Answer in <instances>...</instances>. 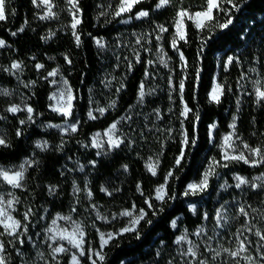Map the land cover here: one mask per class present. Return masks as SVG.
I'll return each mask as SVG.
<instances>
[{
  "label": "trees",
  "instance_id": "16d2710c",
  "mask_svg": "<svg viewBox=\"0 0 264 264\" xmlns=\"http://www.w3.org/2000/svg\"><path fill=\"white\" fill-rule=\"evenodd\" d=\"M52 2L54 16L43 18L33 0H5L6 19L0 21V39L6 41V46L0 49V82L23 90L41 123L61 122L66 116L50 109L53 86L48 76L52 69L60 67L74 90L72 115L79 121L77 131L71 134L46 130L41 125L21 124L26 114L8 112L4 106L10 99L0 96L3 114L0 125L7 130L6 144L0 145V163L18 164L30 155L36 159L28 168L22 186L12 189L19 198L15 216L28 225V231L22 237L25 239L23 245L7 233L0 236L6 242L8 264H22V257L16 249H31V242L26 237L34 238L37 233L43 237L44 229L56 213L72 212L77 207L73 192L75 181L79 182L81 189L78 194L81 206L77 207L79 216L86 214L85 209L91 206L85 190L88 186L92 199L98 204L115 211L135 205L138 209L144 208L148 212L145 220L151 221L150 224L140 222L139 238L137 232H128L112 239L104 247L105 259L97 264H167L165 250L174 246L180 232V229L173 228L172 221L179 218L180 226L186 225L189 229L204 221L202 208L194 215L188 205L191 198L184 192L190 181L201 178L211 157L221 160L218 145L230 130L234 114H238V133L250 146L260 147L264 153V99L258 103L256 95L258 88L264 90V0H233L238 6L235 9L226 0H221V8L230 11L214 9V19L206 21L203 29L187 19L186 41L178 43L184 59L172 47L176 16L181 9L196 11L206 8L207 0H169L161 9H156L159 0H141L130 12L119 16L115 13L121 0H78L81 17L77 28L79 42L71 24L73 16L69 0ZM141 10L149 12L147 18L129 24L120 22L124 15L134 16ZM229 16L232 24L223 29L216 27L225 23ZM159 25L166 27L163 45L172 63V70L163 67L165 86L173 78L178 115L181 97L191 111L185 118L179 116L170 136L160 139L147 128L132 134L131 127H128L123 134V144L108 154L98 155L91 146L93 132L117 120L136 101L146 73L153 75L150 58L157 47L155 32ZM140 29L151 32V49L142 50L139 59L135 58L127 69L125 90L117 106L91 119L88 113L93 102L107 90L102 79L107 65L101 58L95 38L104 37L109 43L115 42V37L126 33L134 36V31ZM229 57L233 58L231 63H228ZM14 61L22 65L19 80L8 70ZM181 80L184 82L183 94L179 87ZM215 81L223 88L219 102L210 98ZM149 103L161 109L166 117L168 99L149 100ZM214 123L212 140L210 126ZM184 131L189 141L187 145L183 143ZM39 137L50 142L47 149L35 147L34 140ZM182 151L184 158L177 165L176 160ZM152 155L160 158L155 175L146 166V159ZM91 161H95V165ZM170 170L173 175L167 181L168 195L175 196V199L166 196L164 201L156 200L155 190L165 183ZM230 170L252 175L264 170V162L249 166L241 161H231ZM104 185L111 195L103 191ZM1 187L3 183L0 181ZM215 193L216 190L210 191L211 199ZM211 199L206 198L205 204L209 222L213 223L215 207H212ZM146 200H151L152 209L147 207ZM161 208L163 211L159 210ZM29 210L31 214L24 221L23 214ZM98 223L103 228L115 229L124 225V222L117 226ZM0 233H3L1 226ZM88 235L91 244L98 246L97 230L89 228ZM64 263L69 264L68 256ZM82 264H91V261L85 257Z\"/></svg>",
  "mask_w": 264,
  "mask_h": 264
},
{
  "label": "rangeland",
  "instance_id": "374dc122",
  "mask_svg": "<svg viewBox=\"0 0 264 264\" xmlns=\"http://www.w3.org/2000/svg\"><path fill=\"white\" fill-rule=\"evenodd\" d=\"M35 3L41 10V16L43 18H51L54 16L55 12H54V4L52 0H50L52 14H49L48 5L43 4L42 0H36ZM69 5L73 16V20L71 24H73L75 19H79L81 22V17L78 8V0H69ZM164 6L159 8H157L156 6V9H161ZM205 10L206 8L196 11H190V10L187 11L189 14H194L196 12H201ZM141 11H147V10H141ZM126 13L127 12L121 13V15ZM147 17L148 16L137 18V13L134 16L124 15L120 20V22L123 24H129L134 20H141ZM178 19L179 17L177 14L175 19V33L173 39L177 35L176 23ZM187 19L188 18L185 17L183 21L185 31H186ZM194 23L196 24L195 21ZM79 24L76 25L75 29H73L76 37L79 36L77 32V28ZM158 27L159 30L155 32L157 47L154 53L152 54L153 58L152 57L150 58L153 75L150 76V74H147L146 80L143 82L144 91H145V96L143 98V101L141 102L137 97L136 101L132 105H130L127 108V110L117 120L113 122L115 123L119 121V123L117 124V129L115 130V135L118 138L123 139V143L125 141L123 134H125L128 127H131L129 129L130 132H132V134H135L137 131H142L145 128H147V130L153 132L154 134L157 135V137L159 136V138L161 139L164 136H170L177 120L180 119L179 116H181L182 118L187 117L182 115L183 108L185 105H187L183 97H181L180 100L181 102L180 115H178L177 113V108H176L177 103L174 97L175 88L173 84V78L170 80L169 84L165 86L166 79L164 78L163 74H166L165 73L166 71H164L165 69L163 67H165L167 70H172V63L163 45L165 31L162 32L160 30L161 27L160 25ZM162 27L166 29V27L164 26ZM147 31L144 32L143 30L141 31V29L139 31H134L135 32L134 36L130 35L129 33L122 34L120 37H115L116 38L115 42H110V43L104 37L95 38V43L97 40L102 41V46L98 45L97 43L96 45L101 53V58L104 59V62L107 65V67L102 73V79L106 85L107 90L102 93V96L99 99L93 102L92 108L90 109V111L93 113L95 118L104 115L109 109H114L117 106L120 97L125 90L127 69L130 66H132L134 59L137 58V56L140 54L142 50L145 49L146 51H148L151 49V46L149 45V41L151 40L152 34L150 31L148 32ZM173 39H172V43H173ZM0 40L5 41L4 39H0ZM4 46H6V41L3 46H0V49ZM174 49L179 54L182 53L181 50L178 48V44ZM14 63H19L21 65V63L18 61H14L13 64ZM21 67L19 69L8 68L9 73L12 76L16 77L17 80L20 79ZM53 70H56L57 74L55 76L48 75L51 81V85L53 86L52 91L50 93V109L60 115H63L60 112L54 110L55 107L57 106V100L51 99V97L53 96V94H58L59 92L70 87L72 94L74 96V99L72 101V105H73L72 114H73L74 102H75L74 90L68 78L62 72L60 67H55L50 72H52ZM53 81H55V83H53ZM63 81H66L67 84H64ZM217 86H220V89L222 90L223 93L222 86L217 81H215L210 91V98L212 97L213 90L216 89ZM25 94L26 93L23 90H21L19 87H9L0 82V96L8 97L10 99L9 103H7L4 106V108L8 112L13 113L9 111V109L12 106H18L20 110H18L13 114H17L20 112L26 114V118L24 119L25 124L41 125L43 129L46 130L55 129L56 131L62 134L74 133L71 130L65 131V129L72 124H77V129H78L79 121L73 115L66 116V119L61 122L41 123L35 116L33 107L27 102V97ZM221 96L222 94H220V98ZM166 99H168V109H167V115L165 117L163 116L161 109H159L158 107L150 106L149 100L157 102L158 100L162 101ZM113 101H115L114 106H113ZM1 107L2 104L0 103V108ZM27 107H31L33 109V112L31 114L32 116L31 120L28 119L29 113L26 111ZM187 107L190 109L188 105ZM98 109H105V111L103 113H100ZM0 116L3 117L1 111H0ZM126 116H130L131 118L122 119L123 117ZM112 124H110L108 127L104 129L96 130L95 132H93L91 136V146L97 150V153H100L99 155L108 154L115 149V148H110L106 142L108 139L106 133ZM56 125H59V127H56ZM237 125H238V114H234L230 122V130L224 134L218 145L219 152L221 154V160H218L216 157H211L203 173L206 170H208L209 165L212 164L213 160L220 161L221 164L227 163V167H222L217 165L214 169L216 174L210 176L207 189L204 190L203 192H198L196 195H188L189 198H191L188 203L189 207L191 205H195V209H196L195 212L191 210L192 213L196 215L199 211V208H202L204 221L195 228L189 229L186 225L180 226L179 218L174 219L176 221V224L175 227L173 228L180 229V232L175 239L174 246H172L171 248H167L165 250L168 258L167 264H198L199 260H206L207 264H250V262L247 259H245V257L248 256L252 257L251 264H264V240H261L260 237L256 235L257 231L264 233V170L259 173H254L252 175H245L230 170L231 161L244 162L243 160L224 161L222 159L225 151V148L222 147V145L224 144V137L231 134L232 148L228 149L230 155H239L241 152H243V154L248 158L249 162L246 164H248L249 166H259L264 162L262 161L256 164L251 163L252 160H259L260 157L253 156L247 149L243 147L244 144L247 145L249 144L238 133ZM215 128H216V124L215 123L211 124L210 136L212 137V140H214ZM97 133L100 134L99 137H96ZM185 134L186 132L184 131L183 141L185 139ZM6 136H7L6 128L0 125V138H3L6 141ZM94 137H96L99 141L103 143L102 148H97L93 145L92 140ZM38 142L39 143L47 142V147L42 149L41 147L38 146ZM34 145L38 150H45L50 146V142L44 137H39L34 140ZM250 147L256 148L252 146ZM262 154L264 153L262 152ZM26 161H32L31 165L26 164L25 163ZM35 162H36L35 156L30 155L23 158V160L18 164L0 163V168H3L5 170L12 169L14 171H18L20 170V166L24 165L25 168L24 178H25L28 168L34 165ZM149 163H154L157 165L156 167V173H157L160 165V158L157 155H152L148 159H146L147 168ZM202 176L200 179H194L189 183L199 182L202 179ZM237 176L246 178L248 183L243 184L240 187H236L238 181L235 179V177ZM0 181L3 183V187L0 188V194L4 195L5 200L12 199L14 196L19 201L18 196L12 190L14 189V187H12L6 181H4L2 177H0ZM23 181L21 182V184L23 183ZM7 185L10 186V188L7 187ZM253 185H257V186L253 187ZM76 188H79V191H76L75 190ZM103 189H106L107 190L106 192L110 193L107 186L104 185ZM80 190L81 189L79 186V182L75 181L73 192L76 197L75 205L77 207L81 206V203L78 199V194ZM85 190L91 205L89 208L85 209L87 210L85 211L86 214L79 216L80 213H77L78 210L77 207H75L74 208L75 210L72 212L56 213L53 219L44 229L43 237H41L39 233H37L36 237L34 238L31 237L32 239L31 241H29L31 242L30 250L27 251L26 249L25 251L19 248V252L23 260L22 264H65L64 262L66 256H68V263L72 264V254L73 253L78 254L79 250L73 248L71 245L67 243V241L52 242L51 240L47 239V237L50 236L51 233H48L46 230L52 226V221L54 219L57 221L56 223L57 228H68L69 230H71L73 222H77L82 225L84 231L83 247L85 249V255L80 257V264L83 263L85 257L87 258L91 257V259H89L90 261L91 260H96V262L100 261L98 257L95 255V253L97 251H101L102 254L104 255L103 250L104 247L107 245V244L104 245L103 248L101 249V244H102L101 233L105 234V238H107L108 233H117L120 229L128 226L130 217L123 216L121 215V213L124 212L125 210H132V208H123L119 211L108 209L103 205L98 204L92 199L93 195L91 190L88 188V186H86ZM211 190H216V193L214 197H212V199L210 195ZM89 191L91 192L90 196L88 194ZM206 198L211 199L213 203L212 207H215L214 208L215 216L213 223L209 222V213L207 211V207L205 204ZM17 204L18 203L14 204L13 208L10 209L12 215L16 219H18L15 216V211L17 210ZM93 205H95V207H93ZM241 206H243L246 209L248 213L247 216H244L239 212V208ZM136 209L139 210L138 208ZM218 211L221 212L223 216L227 217L226 221L221 220V226H217L216 223V213ZM205 213L207 214V219H205ZM58 214L59 216H70L71 220L66 221L59 219ZM99 221L104 224H112L113 226L114 225L117 226L119 223L124 222V225H122L117 229L103 228L101 227V225H99L98 223ZM1 228L3 229L2 226ZM89 228H94L97 230V234L99 237V245L96 247L91 244L92 240L89 238L88 235ZM201 228H203L204 231L200 235H196L195 233ZM249 228H251V231H248ZM185 234H187V240L180 241L178 243L177 242L178 237ZM209 237L211 238L210 240L208 239ZM0 239L2 238L0 237ZM239 240H244L245 243L248 245L247 251L243 252L240 257L233 258L228 253L222 251V249H226V248L236 250L239 245ZM188 241H191L193 244L198 246V252L196 258H193L190 255L188 256L183 255V253L186 252L190 246ZM58 244H63L66 248L70 249V251L56 254L54 258L51 252V248L56 247ZM160 245H163V242H161ZM209 249H211L212 251H210ZM217 251L221 253L219 256H215V252ZM213 257L215 258L213 259Z\"/></svg>",
  "mask_w": 264,
  "mask_h": 264
},
{
  "label": "snow or ice",
  "instance_id": "6c2138e0",
  "mask_svg": "<svg viewBox=\"0 0 264 264\" xmlns=\"http://www.w3.org/2000/svg\"><path fill=\"white\" fill-rule=\"evenodd\" d=\"M33 2L35 3L36 0H33ZM226 2L228 4H230L232 6V8H234V9L238 7L237 4L233 3V0H226ZM42 3L45 5H48L49 14H52L51 13L50 0H42ZM139 3H141V0H121L120 5H119V9H118V11H116L115 15L119 16V15H121V13L130 12L132 10V8ZM168 3H169V0H159V3L157 4V8L162 7L164 5H167ZM213 9L226 11V12L230 11L228 9H222L221 8V0H207L206 10L201 11V12H196L194 14H189L186 9H181L178 12L179 19L177 20V23H176L177 35L173 39L172 46L175 48L180 40L186 41V31L184 29V24H183L185 17H187L190 20H194L196 22V26L200 29H203L206 27L205 21L210 22L214 19L213 15H212ZM146 16H148L147 11H140L139 13H137V18L146 17ZM5 19H6L5 0H0V21H3ZM79 23H80V20L75 19L73 24H72L73 29H75L76 25ZM230 24H232V19L229 16V18L226 20L225 23L217 24L216 27L223 29V28H227ZM20 30L22 31L23 29H20ZM160 30L162 32L166 31V29H164L162 26L160 27ZM13 35H15V33H13ZM76 39H77V42H79V36H77ZM96 43L98 45L102 46L101 40H97ZM4 44H5V41L0 40V46H3ZM180 55L183 58V53H180ZM137 59H139L138 56H137ZM232 60H233V58L229 57L228 63H231ZM69 63H70V61H69ZM20 67H21V65L19 63H14L12 65V68H14V69H19ZM37 67H42V65H37ZM56 74H57L56 70H53L52 72L48 73L49 76H55ZM146 75H147V73H146ZM53 83H55V81H53ZM63 83L67 84L66 81H63ZM179 87H180L181 94H183V89H184L183 80H181ZM5 94H7V93H5ZM220 94H222V90L220 89V86H217V88L213 90L212 97H211L212 100L219 102ZM256 95L258 98L257 102L259 103L261 99H264V90H261L258 88L256 90ZM144 96H145V91H144V85L142 82L140 85L139 92H138V99L142 102ZM51 99L57 100V106L55 107L54 110L60 112L64 116H71L72 115V108H73L72 101L74 99V96L72 94L70 87L59 92L58 94H53ZM114 105H115V101H113V106ZM18 110H20L18 108V106H12L9 109V111H11L13 113L17 112ZM26 111L29 113L28 119L31 120L32 119L31 114L33 112V109L31 107H27ZM98 111L100 113H103L105 111V109H98ZM189 111H191V110L187 107V105H185L183 108L182 115L187 116ZM88 115L90 118L95 119V116L93 115V113L91 111L88 113ZM130 118H131L130 116H126V117H123L122 119H130ZM20 123L23 124L25 122L20 121ZM118 123H119V121L113 123L110 126V128L107 130V133H106V135L108 137L106 142L110 148L119 147L120 144L123 143V139L118 138L115 135V130L117 129ZM56 127H59V125H56ZM67 130H71V131L75 132L77 130V124L69 125L68 128L65 129V131H67ZM19 134L20 133L18 131L17 135H19ZM99 136H100V134L97 133L96 137H99ZM96 137H94L92 140L93 145L97 148H102L103 143L101 141H99ZM183 143L185 145H187L189 143L188 138H187V134H185V139H184ZM192 143L194 144L195 140H193ZM5 144H6V141L3 138H0V145H5ZM38 146L41 147L42 149H44L47 147V142H43V143L38 142ZM222 147L225 148V151H224V154L222 157V159L224 161L243 160L245 163L249 162L248 158L243 154V152H241L239 155H230L229 154L228 149L232 148V135L231 134L224 137V144L222 145ZM243 147L245 149H247L253 156L260 157L259 160H252L251 161L252 164H256V163H260V162L264 161V154H262V150L260 147L251 148L247 144H244ZM97 154L99 155L100 153H97ZM183 158H184V153L182 151L181 156L179 158H177V160H176V164L179 165L180 160ZM25 163L28 165H31L32 161H26ZM90 163L92 165H95V161H91ZM217 165L222 166V167H227V163L221 164L220 161L213 160L212 164L209 165L208 170H206L203 173L202 179L199 182H193V183H189L187 185V188L184 192V195L185 196L196 195L198 192H203L204 190H206L208 187V184H209L210 176L216 174L214 169ZM124 167L127 168L126 165ZM156 167H157V165L154 163L148 164V169L152 172L153 175L156 174ZM24 171H25L24 165H21L20 170H18V171H14L12 169L5 170L3 168H0V177H2L3 180L6 181L12 187L19 188L22 186L21 182L24 180ZM172 175H173L172 171L170 170L165 177V183L156 188V190H155V193H156L155 199L156 200L164 201L166 196L168 199H175V196H169L168 195L167 181L170 177H172ZM235 179L238 181L236 184V187H240L241 185L248 183L247 179L244 177H241V176H237V177H235ZM257 179H260V178H257ZM256 186L257 185H253V187H256ZM75 190L79 191V188H76ZM138 190H140L139 185H138ZM103 191H107V190L103 189ZM88 194L90 196L91 192L89 191ZM108 194L111 195V193H108ZM18 202L19 201L14 196L12 199L5 200L4 195L0 194V226L3 227V233H0V236H2L4 233H7L8 235L13 236L18 241V243L20 245H23L25 243V239L22 237H25V235L28 231V225L22 223V220L16 219L10 211V209L13 208V205L18 203ZM145 203L147 204V207L149 209H152L153 205H152L151 200H146ZM93 207H95V205H93ZM190 208L193 212H195V210H196L195 205H191ZM74 210L75 209H73V211ZM159 210L163 211L162 208ZM239 212L241 214H243L244 216L248 215L246 209L243 206H241L239 208ZM30 214H31L30 210L26 211L23 214L22 219L24 221H26ZM153 214H155V213H153ZM121 215L130 217L129 225L120 229L117 233H108L107 238H105V234L101 233V241H102L101 249L103 248L104 245L108 244V242L110 240L114 239L115 236H119L123 233L137 232V238H139L138 226L140 225V222L145 221L146 223H149V224L151 223L150 220H145L146 216L148 215V212L144 208L137 210L135 205H133L132 210H125L124 212L121 213ZM58 218L62 219V220H66V221L71 220L70 216H59V214H58ZM205 219H207L206 213H205ZM226 219H227V217L223 216L221 212L218 211L216 213L217 226H221V220L226 221ZM56 223H57V221L54 219L52 221V226L46 230L48 233H51V235L48 236L47 239L51 240L52 242L67 241V243L69 245H71L73 248L78 249L79 250L78 254L77 253L72 254V264H80V257L85 255V249L83 247V245H84V231H83L82 225L80 223L73 222L71 230H69L68 228H57ZM175 224H176V221L173 220L172 226L175 227ZM203 231H204V229L201 228L195 234L200 235ZM248 231H251V228H249ZM256 235H258L261 240H264V233L257 231ZM26 238L28 241H31V239H32L30 236H28ZM208 239L210 240L211 238L209 237ZM186 240H187V234L178 237L177 242L179 243L180 241H186ZM8 243H11V242L9 241ZM188 243L190 246L187 249V251L183 253V255H185V256L190 255L191 257L196 258L197 252H198V246L193 244L191 241H188ZM50 247H51V245H50ZM247 247H248V245L245 243L244 240H239V245H238V248L236 250L226 248V249H222V251L225 253H228L233 258H237V257H240L243 252L247 251ZM209 250L212 251L211 249H209ZM6 251H7L6 242L4 240L0 239V264H8V256L5 254ZM16 251L19 253V249H16ZM68 251H70V249L66 248L63 244H58L56 247L51 248V252H52V255L54 258H55L56 254L65 253ZM220 254L221 253L219 251L215 252V256H219ZM95 255L98 257V259L100 261H103L105 259V256L102 254L101 251H97L95 253ZM214 258L215 257H213V259ZM89 259H91V257H89ZM245 259H247L251 264V261H252L251 256L245 257ZM91 264H97L96 260H91ZM198 264H207V261L206 260H199Z\"/></svg>",
  "mask_w": 264,
  "mask_h": 264
}]
</instances>
